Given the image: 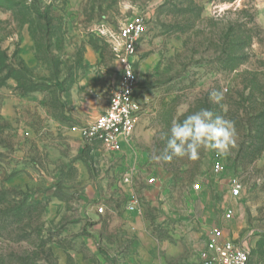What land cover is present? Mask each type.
<instances>
[{
  "label": "rangeland",
  "instance_id": "rangeland-1",
  "mask_svg": "<svg viewBox=\"0 0 264 264\" xmlns=\"http://www.w3.org/2000/svg\"><path fill=\"white\" fill-rule=\"evenodd\" d=\"M135 18L142 114L115 155L73 128L106 110ZM201 108L237 147L165 161L173 120ZM214 230L264 264V0H0V264H204Z\"/></svg>",
  "mask_w": 264,
  "mask_h": 264
},
{
  "label": "built area",
  "instance_id": "built-area-1",
  "mask_svg": "<svg viewBox=\"0 0 264 264\" xmlns=\"http://www.w3.org/2000/svg\"><path fill=\"white\" fill-rule=\"evenodd\" d=\"M147 33V26L142 18L126 22L115 38L117 58L120 63V82L109 98L107 110L91 123L74 127L73 132L79 134L85 145L101 146L107 153L115 154L121 150V143H128L140 123L142 106L138 95V73L135 67L138 45ZM222 166L217 162L213 172L219 174ZM130 183V178H125ZM154 182V180H151ZM200 191V184L193 186ZM243 186L238 179L232 180L231 197L241 198ZM127 210L139 213L141 210L138 199H132ZM104 208L98 209L102 214ZM232 215V211H228ZM204 264H250V252L244 245L235 243L225 237L222 231L210 233L203 256Z\"/></svg>",
  "mask_w": 264,
  "mask_h": 264
},
{
  "label": "clouds",
  "instance_id": "clouds-1",
  "mask_svg": "<svg viewBox=\"0 0 264 264\" xmlns=\"http://www.w3.org/2000/svg\"><path fill=\"white\" fill-rule=\"evenodd\" d=\"M211 98L219 103L223 96L213 92ZM222 110L226 112L227 106L223 105ZM237 136L234 121L208 108H201L181 120H173L163 159L170 162L173 157H179L195 161L202 151H215L217 155L226 157L237 147Z\"/></svg>",
  "mask_w": 264,
  "mask_h": 264
},
{
  "label": "crops",
  "instance_id": "crops-1",
  "mask_svg": "<svg viewBox=\"0 0 264 264\" xmlns=\"http://www.w3.org/2000/svg\"><path fill=\"white\" fill-rule=\"evenodd\" d=\"M141 102V101H140ZM107 108H108V106H107ZM107 108H106V110H107ZM105 110V111H106ZM104 111V112H105ZM103 112V113H104ZM102 114V113H101ZM100 115V114H99ZM98 115V116H99ZM136 131H137V129H136ZM136 131H135V134H136ZM134 134V135H135ZM79 135V134H78ZM133 135V136H134ZM133 138V137H132ZM80 140H81V138H80ZM128 147V143H126V142H122L121 143V150L118 152L119 154H121V155H126V153H128L127 152V148ZM115 155H118V154H115ZM128 166V165H127ZM127 166H126V168H127ZM127 170H128V168H127ZM127 178V177H126ZM114 203H108V216L112 219L113 217H114V213H115V211H116V209L114 208V205H113ZM113 219H116V218H113ZM207 241H208V238H205V245L204 246H198V255H199V252L202 250V248H204L205 249V247H206V243H207ZM198 245H199V243H198ZM191 259L189 258V260H185V263H189V264H191Z\"/></svg>",
  "mask_w": 264,
  "mask_h": 264
}]
</instances>
